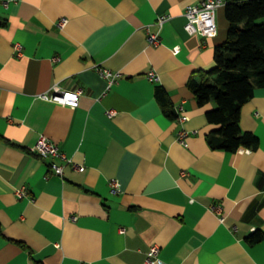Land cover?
Wrapping results in <instances>:
<instances>
[{
  "label": "crops",
  "instance_id": "obj_1",
  "mask_svg": "<svg viewBox=\"0 0 264 264\" xmlns=\"http://www.w3.org/2000/svg\"><path fill=\"white\" fill-rule=\"evenodd\" d=\"M3 1L0 264H147L153 245L164 264H264V240L248 242L264 232V88L242 108L241 128L259 139L258 149L230 153L209 147L217 127L206 112L215 106L200 107L188 87L214 67L215 48L227 39L225 6L217 35L204 38L185 29L186 7L202 0ZM160 17L167 20L159 28ZM149 33L161 43L151 45ZM98 68L122 77L108 90ZM54 85L82 88L79 106L38 97ZM178 108L189 117L184 124ZM183 127L187 147L177 141ZM39 136L85 171L67 166L63 178L52 175L48 161L30 153Z\"/></svg>",
  "mask_w": 264,
  "mask_h": 264
},
{
  "label": "trees",
  "instance_id": "obj_2",
  "mask_svg": "<svg viewBox=\"0 0 264 264\" xmlns=\"http://www.w3.org/2000/svg\"><path fill=\"white\" fill-rule=\"evenodd\" d=\"M229 24L226 41L215 48L214 67L192 78L188 87L200 107L214 105L206 112L210 125L217 128L206 141L214 151L236 153L257 150L259 139L241 128L242 108L264 88V0H226ZM7 25L0 17V26ZM156 98L168 116L176 119L166 92L157 88ZM255 208V207H254ZM264 240L258 228L249 238L251 244Z\"/></svg>",
  "mask_w": 264,
  "mask_h": 264
},
{
  "label": "built area",
  "instance_id": "obj_3",
  "mask_svg": "<svg viewBox=\"0 0 264 264\" xmlns=\"http://www.w3.org/2000/svg\"><path fill=\"white\" fill-rule=\"evenodd\" d=\"M15 2V0H4L2 3L5 7L9 6L10 3ZM226 5V0H202L197 5H189L185 10V17L187 23L185 25L186 31L190 35H198L204 38H214L217 35V24H216V14L219 8ZM166 17H160L156 22L157 27H161L165 22ZM68 20L62 19L59 23L60 27L66 26ZM149 32V29H148ZM148 41L151 45H159L161 43L159 35L149 33ZM16 52L20 56L22 54V46L16 45ZM180 49L178 47L174 48V54H178ZM99 75L107 81L108 90L116 84L122 77L120 72H112L107 69L98 68ZM148 79L151 82H158L159 78L155 71H151L148 74ZM84 94L82 88H76L74 90H64L58 85H54L47 92L40 94L38 97L42 100L50 101L60 105L63 108H77L81 97ZM178 114V121L181 124L186 123L189 120L187 113L183 108H178L176 110ZM108 118H113L117 115L114 110H108L106 112ZM190 132L184 127L178 132L177 141L183 146H188V137ZM30 153L36 155L42 160L48 161V167L52 175L63 178L64 171L67 166H71L78 172H84L86 167L83 164H78L73 162L59 146H57L52 140L45 136H39L34 146L31 147ZM110 188L113 192H118L120 185L118 181L112 180L110 183ZM19 198H23L26 195L25 188L22 187L16 191ZM216 213L220 217V221H224L223 210L220 206L215 208ZM75 220V219H73ZM124 232V229H122ZM147 264H164L160 259V246L153 245L147 255ZM84 264V263H81Z\"/></svg>",
  "mask_w": 264,
  "mask_h": 264
}]
</instances>
